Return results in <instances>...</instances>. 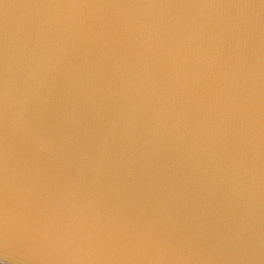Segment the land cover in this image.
<instances>
[{
    "label": "water",
    "instance_id": "obj_1",
    "mask_svg": "<svg viewBox=\"0 0 264 264\" xmlns=\"http://www.w3.org/2000/svg\"><path fill=\"white\" fill-rule=\"evenodd\" d=\"M264 264V0H0V264Z\"/></svg>",
    "mask_w": 264,
    "mask_h": 264
},
{
    "label": "clouds",
    "instance_id": "obj_2",
    "mask_svg": "<svg viewBox=\"0 0 264 264\" xmlns=\"http://www.w3.org/2000/svg\"><path fill=\"white\" fill-rule=\"evenodd\" d=\"M92 253L88 250H82L79 254L73 255L70 258L78 261L79 264H91Z\"/></svg>",
    "mask_w": 264,
    "mask_h": 264
}]
</instances>
